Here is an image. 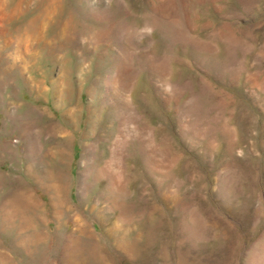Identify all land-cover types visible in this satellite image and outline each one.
Masks as SVG:
<instances>
[{"label": "rangeland", "instance_id": "374dc122", "mask_svg": "<svg viewBox=\"0 0 264 264\" xmlns=\"http://www.w3.org/2000/svg\"><path fill=\"white\" fill-rule=\"evenodd\" d=\"M0 264H264V0H0Z\"/></svg>", "mask_w": 264, "mask_h": 264}]
</instances>
